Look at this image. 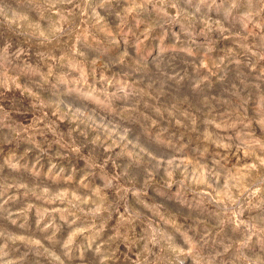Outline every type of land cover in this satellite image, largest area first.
Here are the masks:
<instances>
[{
  "label": "clouds",
  "instance_id": "obj_1",
  "mask_svg": "<svg viewBox=\"0 0 264 264\" xmlns=\"http://www.w3.org/2000/svg\"><path fill=\"white\" fill-rule=\"evenodd\" d=\"M0 264H264V0H0Z\"/></svg>",
  "mask_w": 264,
  "mask_h": 264
}]
</instances>
